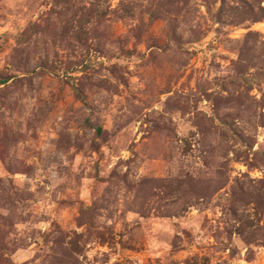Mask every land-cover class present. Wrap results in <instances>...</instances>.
<instances>
[{
	"label": "rangeland",
	"instance_id": "obj_1",
	"mask_svg": "<svg viewBox=\"0 0 264 264\" xmlns=\"http://www.w3.org/2000/svg\"><path fill=\"white\" fill-rule=\"evenodd\" d=\"M0 264H264V0H0Z\"/></svg>",
	"mask_w": 264,
	"mask_h": 264
},
{
	"label": "trees",
	"instance_id": "obj_2",
	"mask_svg": "<svg viewBox=\"0 0 264 264\" xmlns=\"http://www.w3.org/2000/svg\"><path fill=\"white\" fill-rule=\"evenodd\" d=\"M98 130L100 131V130H101V128H100V127H98Z\"/></svg>",
	"mask_w": 264,
	"mask_h": 264
}]
</instances>
